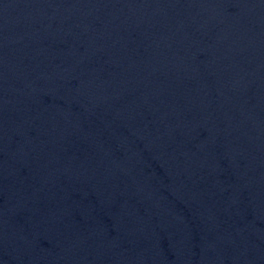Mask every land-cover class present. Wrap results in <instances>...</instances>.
<instances>
[{
    "label": "water",
    "instance_id": "1",
    "mask_svg": "<svg viewBox=\"0 0 264 264\" xmlns=\"http://www.w3.org/2000/svg\"><path fill=\"white\" fill-rule=\"evenodd\" d=\"M0 264H264V0H0Z\"/></svg>",
    "mask_w": 264,
    "mask_h": 264
}]
</instances>
